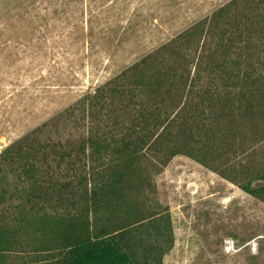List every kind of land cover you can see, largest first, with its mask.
I'll list each match as a JSON object with an SVG mask.
<instances>
[{"label": "trees", "instance_id": "1", "mask_svg": "<svg viewBox=\"0 0 264 264\" xmlns=\"http://www.w3.org/2000/svg\"><path fill=\"white\" fill-rule=\"evenodd\" d=\"M263 141L264 0H230L0 152V264H162L143 170L184 155L264 202Z\"/></svg>", "mask_w": 264, "mask_h": 264}, {"label": "rangeland", "instance_id": "2", "mask_svg": "<svg viewBox=\"0 0 264 264\" xmlns=\"http://www.w3.org/2000/svg\"><path fill=\"white\" fill-rule=\"evenodd\" d=\"M229 1L0 0V152ZM254 146L239 160L259 169ZM143 174L137 200L172 229L162 264H264L263 201L184 155Z\"/></svg>", "mask_w": 264, "mask_h": 264}, {"label": "built area", "instance_id": "3", "mask_svg": "<svg viewBox=\"0 0 264 264\" xmlns=\"http://www.w3.org/2000/svg\"><path fill=\"white\" fill-rule=\"evenodd\" d=\"M252 245H253V243H252ZM224 248H225V251L226 252H229V251L233 250L234 249V242H233V240H231V239L225 240L224 241ZM251 249L254 250L255 248H253V246H252Z\"/></svg>", "mask_w": 264, "mask_h": 264}]
</instances>
